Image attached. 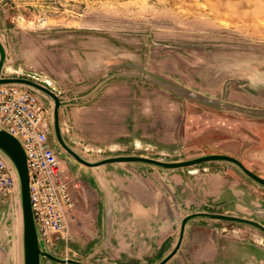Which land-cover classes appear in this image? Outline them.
Listing matches in <instances>:
<instances>
[{"label":"rangeland","instance_id":"obj_1","mask_svg":"<svg viewBox=\"0 0 264 264\" xmlns=\"http://www.w3.org/2000/svg\"><path fill=\"white\" fill-rule=\"evenodd\" d=\"M0 43V76L51 89L61 138L88 161L224 153L264 173V0H0ZM35 93L52 121V100ZM48 140L79 184L69 249L47 246L55 256L154 264L195 210L264 224V187L229 162L85 167ZM0 264H22L16 186L0 195ZM163 264H264V233L191 217Z\"/></svg>","mask_w":264,"mask_h":264},{"label":"built area","instance_id":"obj_2","mask_svg":"<svg viewBox=\"0 0 264 264\" xmlns=\"http://www.w3.org/2000/svg\"><path fill=\"white\" fill-rule=\"evenodd\" d=\"M0 130L13 136L23 151L31 217L41 246L46 249L60 241L66 255L72 239L68 221L78 200L79 184L54 153L48 140L51 115L34 89L16 83L0 84ZM15 186L14 170L0 152V195Z\"/></svg>","mask_w":264,"mask_h":264},{"label":"water","instance_id":"obj_3","mask_svg":"<svg viewBox=\"0 0 264 264\" xmlns=\"http://www.w3.org/2000/svg\"><path fill=\"white\" fill-rule=\"evenodd\" d=\"M5 53L4 49L0 43V70L2 63L4 61ZM16 83L28 86L36 91H39L47 95L52 100V134L58 145L69 154L77 163L85 167H95L98 165L106 163L115 162H135L144 163L159 167L162 169H177L192 166L207 161H224L235 165L244 175L251 179L256 184L264 187V178L258 176L257 174L251 172L247 169L238 159L233 156L224 153H209L204 155H199L196 157L183 159V160H173V161H163L155 158H150L140 155H116L108 156L96 161H88L81 156H79L75 151L69 148L63 141L60 135L58 121H57V108L59 105V100L55 93L51 91L45 85L39 82L33 81L26 77L21 76H0V84ZM0 152L7 158L10 165L12 166L15 177H16V187L19 195V206H20V218H21V253H22V264H40V257L46 256L49 259L69 262L73 264H88L81 260L70 258V257H59L55 256L45 248H43L39 242L35 227L33 225L31 211L28 201V191H27V172L25 168L24 155L19 145L18 141L8 134L7 132L0 130ZM195 216H203L208 218H218L223 220H229L234 222H242L250 224L264 233V224L252 219L250 217H245L241 215H235L230 213H224L219 211H205V210H195L184 214L179 220L178 234L177 238L172 245V247L164 254L157 262L154 264H163L177 249L179 246L183 226L188 218Z\"/></svg>","mask_w":264,"mask_h":264},{"label":"crops","instance_id":"obj_4","mask_svg":"<svg viewBox=\"0 0 264 264\" xmlns=\"http://www.w3.org/2000/svg\"><path fill=\"white\" fill-rule=\"evenodd\" d=\"M237 157V156H236ZM238 160L239 161H241L242 163H243V160L242 159H240V158H238ZM247 167V169H248V167H249V169H253L251 166H246ZM254 171V170H253ZM257 173V172H256ZM261 173V172H260ZM258 176L260 175V177H262L261 175H264V173H261V174H257ZM215 219H218V218H215ZM185 224V223H184Z\"/></svg>","mask_w":264,"mask_h":264}]
</instances>
